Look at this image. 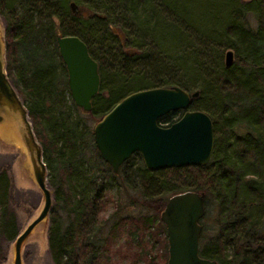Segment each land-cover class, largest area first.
<instances>
[{"label":"trees","instance_id":"1","mask_svg":"<svg viewBox=\"0 0 264 264\" xmlns=\"http://www.w3.org/2000/svg\"><path fill=\"white\" fill-rule=\"evenodd\" d=\"M183 1L179 7L172 0H0V13L6 21L5 72L27 110L52 194L47 243L54 264H107L101 260L102 252L119 231L124 242L131 244L132 249L125 252L133 262L141 259L142 264H164L166 235L159 211L167 196L184 189L202 191L204 205L205 196L210 195L216 207L217 232L206 242H201L199 234L201 256L214 259L216 264H264V6L256 12L257 29L250 31L247 21L239 16L240 8L232 17L221 11L220 4L230 10L235 0ZM215 3L217 12L208 16ZM161 23L173 28L168 39L175 43L168 50L161 49L155 38ZM58 34L77 35L97 61L99 87L88 111L100 115L136 89L172 84L187 91L197 89L187 81L220 65L221 53L213 46L216 34L231 36L240 46L245 42L241 37L247 36L251 42L258 41L260 49L248 48L237 68L223 63V69L214 70V92L201 94L202 88L197 89L191 99L189 108L205 111L212 122L213 145L204 165L148 170L134 151L113 172L93 141L90 152L85 153L92 129L66 116L65 109L70 106L63 96L68 88L55 44ZM123 37L134 48L119 55L115 46ZM155 45L167 54L166 62L184 74V81L158 77L161 80L156 83L151 72L165 76L162 66L157 62L155 66H140L145 52ZM36 52L45 57L41 68ZM134 78L147 82L137 87L127 85ZM68 99L70 105L78 107L70 96ZM101 102H105L104 107L98 110ZM181 112L169 110L157 121L168 124ZM7 187V176L0 171V209L6 202ZM111 187L115 196L108 193ZM108 201L113 208L101 216ZM106 220H112L113 225L101 234ZM145 233L152 237L144 239ZM151 240L163 250L160 257L151 252Z\"/></svg>","mask_w":264,"mask_h":264},{"label":"water","instance_id":"2","mask_svg":"<svg viewBox=\"0 0 264 264\" xmlns=\"http://www.w3.org/2000/svg\"><path fill=\"white\" fill-rule=\"evenodd\" d=\"M75 4L70 3L72 10ZM78 8L75 12H79ZM58 55L66 71V85L73 103L88 111L99 86L97 63L89 55L85 42L74 34L55 36ZM232 61L231 49L223 54V63ZM197 89L187 91L176 85H159L133 90L104 111L92 125L93 143L101 159L113 172L134 151L143 166L156 170L167 166L204 165L211 154L213 128L209 115L190 109ZM181 114L168 124L158 117L169 110ZM14 119L26 150L32 177L41 192L42 204L13 239L12 264H21L20 245L31 228L44 219L51 207L52 194L40 145L32 131L27 110L4 69V47L0 36V119ZM264 236V192L262 194ZM204 213L203 192L184 189L167 196L159 211L166 235L164 264H216L198 252L199 220Z\"/></svg>","mask_w":264,"mask_h":264},{"label":"rangeland","instance_id":"3","mask_svg":"<svg viewBox=\"0 0 264 264\" xmlns=\"http://www.w3.org/2000/svg\"><path fill=\"white\" fill-rule=\"evenodd\" d=\"M80 3V2H79ZM234 3V2H232ZM82 5H85V2H81ZM172 4H176L179 7L184 5L183 0H172ZM217 6L213 7V10H208V16L212 15L214 17L215 11L217 12L218 3H215ZM197 6V4H195ZM222 12L224 14L236 15L237 8H240L239 16L244 18L247 21V26L250 31H255L257 29V17L256 12L261 6H264V0H235L234 7L229 10V7H224V4L219 5ZM222 6V7H221ZM3 16V15H2ZM222 16V15H220ZM224 21H226V17L222 16ZM34 19V18H33ZM216 21V20H215ZM102 24L104 23L101 21ZM216 23V22H215ZM218 24V23H217ZM55 27L57 23L55 22ZM6 22L0 16V36L4 39V30H5ZM173 28L167 26V24L161 23L156 29L155 38L159 41V47L161 49L168 50L172 47V44L175 43V40H169L168 38L171 36ZM248 30V29H247ZM102 33V32H101ZM101 35V34H99ZM126 38V37H125ZM123 37L120 40V44L116 43V50L119 52V55H123L129 49H133L134 46L128 43V41ZM245 39L244 44L240 46L237 42H235L231 36L220 35L217 37V34L213 38V46L217 51L221 53L220 55V65L216 66V71H219L224 68L223 65V54L226 49H231L232 51V61L229 66L231 68H237L240 63L238 62L241 59H245V54H247V49L251 50H259L260 45L259 42H251L249 41L247 36L241 37V41ZM4 41V40H3ZM3 46H4V42ZM240 46V47H238ZM240 53H239V52ZM200 52V51H199ZM35 53V52H33ZM237 53L239 55H237ZM37 58L40 60L38 68H41V60L45 57L40 53L36 52ZM199 55V53H198ZM144 58H141L140 66H143L144 63L147 65L152 63L155 66L156 62L159 66L165 70V76H162L161 72L156 73L155 71L151 72V76L155 79L154 82L158 83V80H161L162 77L169 78H178L180 77V81L185 79L184 74L179 73L178 70L174 69L173 66L168 64L166 58H168L167 54L163 52V50H159V48L155 45L154 47H149L147 52H145ZM199 57V56H198ZM111 59V58H110ZM109 59V60H110ZM257 59L260 60V57ZM143 63V64H141ZM5 66V59H4ZM162 68L160 70H162ZM5 69V68H4ZM146 65L144 70H147ZM204 71V73L196 75L192 80H188L187 83L189 86L197 89L202 88V93L204 91L207 93H213L214 85H216V72L215 71ZM163 71V70H162ZM198 72V71H197ZM196 72V73H197ZM215 73V75H214ZM161 77V78H158ZM142 82H147L143 79L134 78L130 80L127 85H131L133 87H137ZM204 88V89H203ZM194 89V88H193ZM206 89V90H205ZM16 90V88H15ZM18 94V93H17ZM102 94V93H101ZM104 94V92H103ZM114 92L112 93L111 98L114 96ZM19 95V94H18ZM20 96V95H19ZM63 96L67 100L69 107L67 110L65 109L66 116L69 118H76L80 121H83L89 129H92V125L94 121L100 116L99 112L86 111L78 107H74L69 103V93L68 91H63ZM108 97V96H107ZM116 99L108 100L109 102L105 106L111 105ZM22 101V100H21ZM106 102V101H105ZM101 102L100 106L97 107L98 110L104 107V103ZM23 103V102H22ZM96 110V109H94ZM9 124L12 128V135L10 137L2 136L0 132V171L5 172L8 179V187H7V197L6 202L3 209H0V264H12L13 259V239L17 232H19L26 223L32 219L35 214L38 212L41 204H42V196L41 192L38 189L30 170V164L27 157L26 150L20 140L18 131H17V123L14 119H9L3 117L0 119V125ZM92 135L88 136L86 142L85 153L88 155L90 149L92 148ZM47 179V174H46ZM50 188V187H49ZM110 195L115 196V189L111 187L108 190ZM205 205H204V215L200 218L199 223L202 227L201 232V242H206L213 238L215 233L217 232V222H216V207L214 206L213 201L211 200V196H205ZM52 206V202H51ZM113 208L111 202H106L102 211L100 212L101 216H106ZM131 207H128V210H131ZM161 222V221H160ZM262 223H263V215H262ZM113 222L110 220H106L101 227V234H105L110 227H112ZM47 230H48V215L37 222L29 231L27 236L24 238L20 245V262L21 264H54L48 248L47 243ZM152 236L148 233H145L144 239L151 238ZM109 248L102 252L101 260L107 262V264H142L141 259H137L134 262L126 254V249L131 248L126 244L123 239V233L115 232L112 238L110 239ZM141 243L146 247V244L141 237ZM149 248L152 253L161 256V251L159 246L155 240H151L149 244Z\"/></svg>","mask_w":264,"mask_h":264},{"label":"bare ground","instance_id":"4","mask_svg":"<svg viewBox=\"0 0 264 264\" xmlns=\"http://www.w3.org/2000/svg\"><path fill=\"white\" fill-rule=\"evenodd\" d=\"M0 132L2 136H5V137H10L13 134L12 128L9 124L0 125Z\"/></svg>","mask_w":264,"mask_h":264},{"label":"flooded vegetation","instance_id":"5","mask_svg":"<svg viewBox=\"0 0 264 264\" xmlns=\"http://www.w3.org/2000/svg\"><path fill=\"white\" fill-rule=\"evenodd\" d=\"M0 16H1V17H2L4 20H5L4 16H2V14H1V13H0ZM5 22H6V21H5ZM2 41H3V39H2ZM3 42H4V41H3ZM3 47H4V46H3ZM89 55H90V54H89ZM90 56H91V55H90ZM91 57H92V56H91ZM92 58H93V57H92ZM93 59H94V58H93ZM94 60H95V59H94ZM95 61H96V60H95ZM96 63H97V61H96ZM64 69H65V68H64ZM97 72H98V76H99V68H98V63H97ZM65 73H66V71H65ZM98 87H99V86H98ZM97 91H98V90H97ZM96 93H97V92H96ZM95 95H96V94H95ZM95 95H94V96H95ZM94 96H93V97H94ZM93 97H92V98H93ZM92 98H91V99H92ZM78 107H80V106H78ZM80 108H81V107H80Z\"/></svg>","mask_w":264,"mask_h":264}]
</instances>
